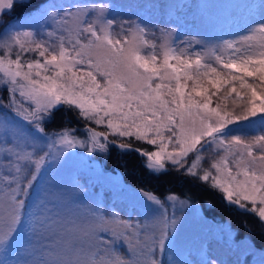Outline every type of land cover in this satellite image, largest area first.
Masks as SVG:
<instances>
[{"label": "snow or ice", "instance_id": "1", "mask_svg": "<svg viewBox=\"0 0 264 264\" xmlns=\"http://www.w3.org/2000/svg\"><path fill=\"white\" fill-rule=\"evenodd\" d=\"M120 7L0 0V264H222L207 248L181 253L184 210L199 214L189 193L122 186L117 211L78 178L58 183L78 149L135 152L150 173L254 216L264 236V0L190 36Z\"/></svg>", "mask_w": 264, "mask_h": 264}, {"label": "rangeland", "instance_id": "2", "mask_svg": "<svg viewBox=\"0 0 264 264\" xmlns=\"http://www.w3.org/2000/svg\"><path fill=\"white\" fill-rule=\"evenodd\" d=\"M126 1L127 0H112L114 4L121 6L119 8L121 19L125 14L132 15L129 17L125 16V20L136 19L139 15L141 18L151 19L155 23L160 17L167 18L168 13L166 10L173 5L170 4L173 3L172 1L164 0L165 3L162 2V14L153 11L148 16L146 11L137 14L136 6ZM250 2H252V0H193L188 14L194 19L193 21L196 23L197 30L183 34L190 36L198 32H211L221 27L223 23L233 15L239 19L244 10L242 8L228 6L243 5ZM201 5H208L209 7L202 8L200 7ZM9 17L10 16H8V18ZM4 19L9 21L7 17ZM176 19L177 17L173 16L170 22L160 27L169 25L175 26L177 23V21H175ZM1 27H3V25H0V28ZM231 30L237 31L238 29L233 27ZM0 96L6 98L7 93L0 92ZM74 177L78 178L88 189L86 195L89 202L99 199L108 207L114 206L117 211L127 207L129 203L128 193L123 191L122 186L138 189V187L124 182L118 171L103 168L101 163L96 159V156L89 157L82 149L75 150V154L72 158L69 159L56 174V181L58 183L68 184ZM115 198L119 200L117 203H115ZM193 204L198 206L199 214H195V208L184 210V220L179 236L180 250L186 259L192 261L198 260V253L201 248H207L211 251L213 258L219 257L222 264H264V248H259L254 244L252 248L246 247L243 242L248 237L236 238L233 230V235L229 238L223 232L218 231L219 226L225 222H219L206 216L199 203L193 201ZM121 214L123 215L124 213L122 212Z\"/></svg>", "mask_w": 264, "mask_h": 264}, {"label": "trees", "instance_id": "3", "mask_svg": "<svg viewBox=\"0 0 264 264\" xmlns=\"http://www.w3.org/2000/svg\"><path fill=\"white\" fill-rule=\"evenodd\" d=\"M168 1H172L173 3L170 4L173 5L169 7L168 10L165 9L168 13L167 18L160 17L157 19L156 23L160 26L166 25V23L170 22L171 17L175 16L177 17L175 21L182 25L180 28L182 33H191L196 31V23L188 14L193 0ZM55 2L67 3L69 0H55ZM126 2L136 6L137 14H140L142 11H146V14L149 16L153 11L160 12V14L163 12L162 2H164V0H127ZM140 5H149L154 7L141 8L139 7ZM125 16L129 17L132 15L125 14ZM6 17L9 21L13 20L12 16L9 18L8 16ZM124 17L122 19H124ZM232 18L237 19L234 15ZM61 126H63L62 122L58 119L57 122L49 125V129H55ZM72 126L80 128L79 133L83 134V130H81L83 129L82 126L77 124L74 118L72 119ZM134 146L146 147V145L140 143H137ZM94 156H96V159L101 163L103 168L118 171L124 182L132 184L138 188L152 190L158 195H163L170 191L177 193H189L192 196L193 201L199 203L206 216L219 222L230 223L236 238L248 237L255 246L264 248V236L261 235L259 223L255 217L240 212L234 207L226 206L219 194L216 192L197 186L192 182L181 180L174 172L161 174L159 176L152 174L143 166L142 158L137 153H124L115 146L110 148L106 157H101L99 155ZM205 165H207V163H205ZM115 199L114 201L117 203L119 200L117 198Z\"/></svg>", "mask_w": 264, "mask_h": 264}]
</instances>
